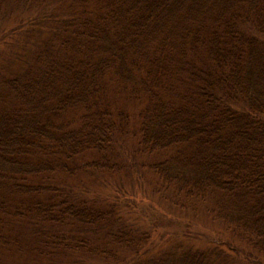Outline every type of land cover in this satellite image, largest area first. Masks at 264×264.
<instances>
[{"label": "trees", "instance_id": "1", "mask_svg": "<svg viewBox=\"0 0 264 264\" xmlns=\"http://www.w3.org/2000/svg\"><path fill=\"white\" fill-rule=\"evenodd\" d=\"M89 1L97 10L64 19L61 39L0 80V220L10 201L55 192L36 181L68 172L67 161L105 159L129 130V117L111 107L116 95L143 105L135 135L145 152H175L150 171L188 197L220 193L214 219L254 258L181 244L150 253L146 234L123 230H108L103 250L86 237L67 252L30 251L56 264L72 253L89 264H264V0ZM35 205L29 224L68 222L94 239L113 217L110 205Z\"/></svg>", "mask_w": 264, "mask_h": 264}, {"label": "rangeland", "instance_id": "2", "mask_svg": "<svg viewBox=\"0 0 264 264\" xmlns=\"http://www.w3.org/2000/svg\"><path fill=\"white\" fill-rule=\"evenodd\" d=\"M94 3L89 0H0V80L22 71L37 51L48 42L61 39L64 19L77 14L89 17L98 8ZM111 98L113 112L122 111L129 117L127 134L112 146L105 159L101 154L87 153L67 161L68 172H56L42 182L36 181L39 183L35 185L54 188L55 192H42L35 198H18L8 203L11 205L10 209L7 208L9 213L0 220V233L8 242L0 244V264H56L45 253L39 255L30 249L39 247V252H67L63 246L68 248L75 243L74 240L86 237L92 249L103 250L109 248L108 230L112 234L122 230L132 232L137 239L146 234L148 240L143 248L150 253L171 251L181 244L180 249L187 246L203 250L218 247L229 254L236 252L234 256L242 257L244 263L253 259L249 248L234 239L221 221L214 219L224 202L220 200V193L207 191L201 196L188 197L160 182L150 171V166L174 156L175 152L150 154L139 146L135 132L143 105L116 95ZM88 163L112 168H86ZM46 201L84 203L94 208L110 205L113 217L106 224L107 228L98 231L95 239L90 233L86 236V229L68 222L29 224L31 214L38 211L35 204L45 205ZM30 203H33L32 210L28 208ZM16 212L19 217H15ZM115 246L118 252H126L121 246ZM78 257L89 264L87 257L77 253L59 260L62 264H80Z\"/></svg>", "mask_w": 264, "mask_h": 264}]
</instances>
